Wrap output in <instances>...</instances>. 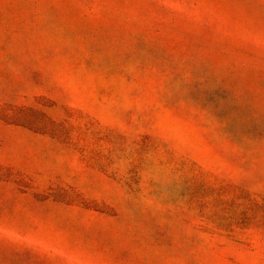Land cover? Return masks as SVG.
<instances>
[{
	"label": "rangeland",
	"instance_id": "374dc122",
	"mask_svg": "<svg viewBox=\"0 0 264 264\" xmlns=\"http://www.w3.org/2000/svg\"><path fill=\"white\" fill-rule=\"evenodd\" d=\"M0 264H264V0H0Z\"/></svg>",
	"mask_w": 264,
	"mask_h": 264
}]
</instances>
